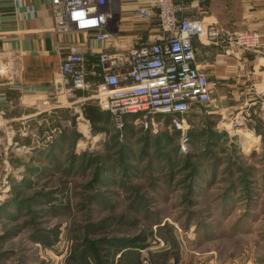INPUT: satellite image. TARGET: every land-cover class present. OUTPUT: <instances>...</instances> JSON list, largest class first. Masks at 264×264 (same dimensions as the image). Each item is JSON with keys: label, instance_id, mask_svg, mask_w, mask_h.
Returning a JSON list of instances; mask_svg holds the SVG:
<instances>
[{"label": "rangeland", "instance_id": "rangeland-1", "mask_svg": "<svg viewBox=\"0 0 264 264\" xmlns=\"http://www.w3.org/2000/svg\"><path fill=\"white\" fill-rule=\"evenodd\" d=\"M221 94L233 114L248 96ZM212 103L186 131L74 113L31 127L28 151L0 133V264H264V107L235 131Z\"/></svg>", "mask_w": 264, "mask_h": 264}, {"label": "built area", "instance_id": "built-area-1", "mask_svg": "<svg viewBox=\"0 0 264 264\" xmlns=\"http://www.w3.org/2000/svg\"><path fill=\"white\" fill-rule=\"evenodd\" d=\"M48 2L52 31L57 36L79 31L86 40L102 44V48L93 51L91 60L79 42L69 44L52 82L57 105L71 106L81 94L84 102L92 101L107 112L117 128L129 117L133 123L153 132L165 126L186 131L188 114L196 106L211 101L215 86L197 64L193 39L227 49L236 45L257 50L263 37L251 29L232 31L204 17L184 16L186 7L182 0H152L134 14L156 18L159 36L126 47H107L105 43L114 34L115 0ZM110 46L113 50L108 49ZM2 67L0 61V72ZM81 111L78 117L84 120ZM5 117L0 109L1 131ZM230 124L235 131L246 125L253 129L255 120L248 108H240L231 116ZM261 134L264 135V128Z\"/></svg>", "mask_w": 264, "mask_h": 264}, {"label": "crops", "instance_id": "crops-1", "mask_svg": "<svg viewBox=\"0 0 264 264\" xmlns=\"http://www.w3.org/2000/svg\"><path fill=\"white\" fill-rule=\"evenodd\" d=\"M151 1L115 0L114 34L104 46L126 47L136 41L155 40L159 36L157 19H145L134 14L137 8ZM182 1L186 7L184 16L204 17L232 31L252 28L261 32L263 37L257 50L242 49L236 45L227 49L196 38L193 43L198 66L208 73L209 79H214L221 91L248 95L240 108L249 109L256 102L264 103V0ZM48 5V0H0V61L3 63L0 109L6 116L0 133L3 132L4 140H11L17 150L31 149L27 140H21L31 127L49 126L51 121L56 125L57 120L64 126H70L74 113H78L79 108L82 110L84 100L81 94L74 101L76 105L73 108L69 104L57 105L52 92V82L57 77L69 44L79 42L88 60L93 58L94 50L102 48L101 43L86 40L79 31L57 36L52 31L53 21ZM111 46L109 50H113ZM237 83L243 84L240 90ZM210 103L216 108L211 112L219 114L221 120L230 119L237 108L229 104L223 94L217 100L212 97ZM193 112L194 108L190 113ZM47 136L50 135L46 134L40 140L47 141ZM62 136L68 139L67 134ZM52 146L40 144L38 149L46 151ZM61 147L64 151L66 144L61 145V141L57 140L56 152ZM22 168L18 170L22 171Z\"/></svg>", "mask_w": 264, "mask_h": 264}, {"label": "trees", "instance_id": "trees-1", "mask_svg": "<svg viewBox=\"0 0 264 264\" xmlns=\"http://www.w3.org/2000/svg\"><path fill=\"white\" fill-rule=\"evenodd\" d=\"M83 116L88 119L94 128L97 127V123L101 121L102 117H107V112L100 110L92 101H85L82 106ZM109 115V114H108ZM121 244V242H118Z\"/></svg>", "mask_w": 264, "mask_h": 264}, {"label": "bare ground", "instance_id": "bare-ground-1", "mask_svg": "<svg viewBox=\"0 0 264 264\" xmlns=\"http://www.w3.org/2000/svg\"><path fill=\"white\" fill-rule=\"evenodd\" d=\"M82 126L84 127V129H86V131H87V128H86V126H84L83 124H82ZM239 129H237V131H238ZM244 135H246L245 137H247V134H244ZM245 141H246V139H245Z\"/></svg>", "mask_w": 264, "mask_h": 264}]
</instances>
